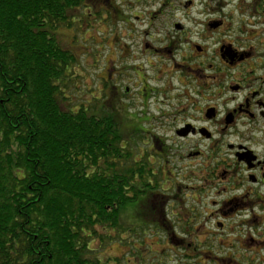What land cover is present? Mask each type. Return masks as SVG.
<instances>
[{
    "label": "flooded vegetation",
    "instance_id": "flooded-vegetation-1",
    "mask_svg": "<svg viewBox=\"0 0 264 264\" xmlns=\"http://www.w3.org/2000/svg\"><path fill=\"white\" fill-rule=\"evenodd\" d=\"M84 7L116 14L105 82L131 153L130 264H264V0Z\"/></svg>",
    "mask_w": 264,
    "mask_h": 264
},
{
    "label": "trees",
    "instance_id": "trees-1",
    "mask_svg": "<svg viewBox=\"0 0 264 264\" xmlns=\"http://www.w3.org/2000/svg\"><path fill=\"white\" fill-rule=\"evenodd\" d=\"M84 2L0 0V264H103L95 240H132L129 144L113 105L74 103L78 59L59 39Z\"/></svg>",
    "mask_w": 264,
    "mask_h": 264
},
{
    "label": "rangeland",
    "instance_id": "rangeland-1",
    "mask_svg": "<svg viewBox=\"0 0 264 264\" xmlns=\"http://www.w3.org/2000/svg\"><path fill=\"white\" fill-rule=\"evenodd\" d=\"M95 13L97 16L89 20L86 19L89 14L88 11L85 15L78 13L77 19L80 20L82 26L75 25V28L71 30L62 29L59 39L65 47H72L78 59L76 81L78 83L76 85L78 96L74 103L79 105L80 103L78 102L86 100V104H90V102H94V99L97 98L100 102L107 103L108 106L111 104L116 109V102L113 98L110 102L108 101L110 99L108 95L111 96V90L107 88L105 82L107 78L106 68L111 66L112 62L116 60V23L114 22L116 14L111 7L109 8V12L101 10L99 7L95 9ZM87 23H91L92 27L89 28ZM144 28L138 27L137 29L142 30ZM125 43H129V40ZM109 108L111 109V107ZM97 229L103 232L104 228L98 227ZM139 232L141 231L139 230ZM110 234L113 240L116 238V241L101 246L95 240L90 245L92 250L90 258L98 259L103 264H118L116 263L118 258L121 261L119 264H130L129 260H132L131 263H134L136 251L133 250L132 246L133 241H136V236L132 234L134 239L125 242L119 240L114 232H110ZM122 235L126 237L125 234ZM106 242H109V240H106ZM119 242L123 244L120 245ZM128 247L131 249L129 254L127 253ZM127 260L129 263H126Z\"/></svg>",
    "mask_w": 264,
    "mask_h": 264
}]
</instances>
